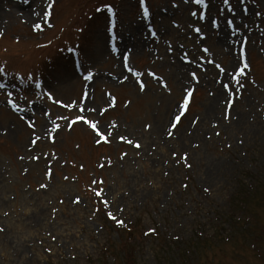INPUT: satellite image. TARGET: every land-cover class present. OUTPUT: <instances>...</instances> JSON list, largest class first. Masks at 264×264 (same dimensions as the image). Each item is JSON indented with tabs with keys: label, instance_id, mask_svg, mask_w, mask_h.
I'll return each mask as SVG.
<instances>
[{
	"label": "rangeland",
	"instance_id": "rangeland-1",
	"mask_svg": "<svg viewBox=\"0 0 264 264\" xmlns=\"http://www.w3.org/2000/svg\"><path fill=\"white\" fill-rule=\"evenodd\" d=\"M0 69V264H264V0H0Z\"/></svg>",
	"mask_w": 264,
	"mask_h": 264
},
{
	"label": "snow or ice",
	"instance_id": "snow-or-ice-1",
	"mask_svg": "<svg viewBox=\"0 0 264 264\" xmlns=\"http://www.w3.org/2000/svg\"><path fill=\"white\" fill-rule=\"evenodd\" d=\"M140 2H141V5L144 4V0H140ZM183 2H184V3L194 2L196 5H204V4H205V0H183ZM222 2H223V4H225V5H228V4H229V0H222ZM241 3H243V0H241ZM49 6H51V5H49ZM143 11H144V15L147 16V15H148V8H147V7H144ZM233 11H234V10H233ZM245 11H246V9H245ZM255 14H256L257 16L261 15L260 12H257V13H255ZM44 15L47 16L48 13L45 12ZM190 15L193 16V17H196V16H197V12H196V11H191V12H190ZM204 18H205L204 13H203V12H200V14H199V19L203 20ZM225 19H226V23H227L228 25H232V23H233V20H232V19H227V18H225ZM213 23L215 24L216 22L213 21ZM37 27H39V26L37 25ZM194 31H195L196 33H200V32H201V29H200V28H195ZM152 35L155 36L156 33H155V32H152ZM240 43L243 45L245 42H244L243 39H241ZM169 51H171V47H170V46H169ZM203 52H205V53L208 52V49H207V48H204V49H203ZM183 59L187 60V59H188L187 55H185V56L183 57ZM127 60H128V57H124L125 67H127ZM210 62H211V61H210ZM215 66H216L217 68H219L221 72L224 71V69L221 68V66H220L219 64H216ZM247 68H248V64H247L246 62L244 63V66H243V67H237V68H235V69L233 70V73L231 74V79H232V80H235L236 83L239 84V79H238V78H239L240 76H244V75H245V69H247ZM0 71H3V69H0ZM153 75H154V74H153ZM189 75H190V78H191L192 81H197V80H198V77H197V75H196L195 72H191ZM90 77H91V73H89V78H90ZM223 86H224L225 89H228V84H225V85H223ZM139 87H140V90H141V91L144 90V88H145V84L143 83V81H140V83H139ZM164 87H167L166 82H164ZM240 88H243V84H239V87L235 90L234 96H235L236 98H238L239 95H240ZM169 91H170V89H169ZM184 91H185L186 94L182 97V100H181L180 102H178V104H177V108H178V110H179V114L175 115L174 118H173L172 120H170V122H169V128H170V129H175V128L177 127V124H178L179 121L181 120V116H182V115L184 114V112L187 110V106H188V104H189V99H190V97L192 96V93H193L194 89L191 88V87H188V88H186ZM8 95L11 96V93H9ZM230 95H233V93H231V91H230ZM57 102L59 103V101H57ZM233 102H234L233 99H228V100L225 102V103H226V109H225V116H224V118H225L226 120L229 118L228 113L230 112V108H231V105H232ZM7 103L10 104V105H12L13 108L16 107V104H15L12 100H10V99L7 101ZM92 110H93V109H89V111H92ZM81 111H83V109H81ZM76 119H77V120H83V122H84L85 124L90 125V127L92 128V130L96 133V135H97V137H98L97 142H99V139H104V138H105L104 135H103V133H101L100 130L97 128V124H96L95 122H92V121L87 120L83 115H81V116H77ZM30 126H31V127H34V123H31ZM68 126L71 127L70 124H69ZM57 127H58V125H57ZM145 127H146V128H147V127H150V125H145ZM167 134H168L169 136H171V135H172V132H171V131H168ZM109 135H110V133H109ZM217 135H218V133H217ZM120 139H126V138H125V137H120ZM241 142H242V141H241ZM32 143L35 144V141H33ZM127 143L132 144V145H133L135 148H137V149L140 148V144H139V142H135V143H134L132 140L128 139V140H127ZM173 155H175V154H173ZM31 158H32V159H37V157H31ZM182 158L186 160V159H187V154L185 153L184 156H183ZM21 159H23V158L21 157ZM110 163H111V162L109 161V164H110ZM65 179H67V177H65ZM93 183L95 184L96 181H93ZM101 183H102V181H101ZM41 187H46V185H41ZM185 187H186V186H185ZM207 190H208V189H205V191H207ZM100 194H101L100 191H97V192H96V195H97V196H99ZM73 202H74V203H78V202H79V198H78V197L75 198V199L73 200ZM107 203H108L107 200H105V201H104V204H105L106 206H107ZM55 211H56V209H53V212H55ZM108 215H109L113 220H115V222H116L118 225L123 223V221H121V220H117L116 217L112 215V213L109 212ZM149 231H150V232H151V231H154V229H150ZM53 239H55V237H53Z\"/></svg>",
	"mask_w": 264,
	"mask_h": 264
},
{
	"label": "bare ground",
	"instance_id": "bare-ground-1",
	"mask_svg": "<svg viewBox=\"0 0 264 264\" xmlns=\"http://www.w3.org/2000/svg\"><path fill=\"white\" fill-rule=\"evenodd\" d=\"M208 109V111L210 112V109H211V111H213L214 109H213V107L210 105V108H207Z\"/></svg>",
	"mask_w": 264,
	"mask_h": 264
},
{
	"label": "trees",
	"instance_id": "trees-1",
	"mask_svg": "<svg viewBox=\"0 0 264 264\" xmlns=\"http://www.w3.org/2000/svg\"><path fill=\"white\" fill-rule=\"evenodd\" d=\"M130 231V230H129ZM132 233V232H131ZM129 264H131V262H129ZM134 264V263H133Z\"/></svg>",
	"mask_w": 264,
	"mask_h": 264
}]
</instances>
